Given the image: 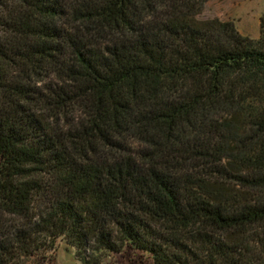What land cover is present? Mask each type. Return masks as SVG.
Returning a JSON list of instances; mask_svg holds the SVG:
<instances>
[{"label": "trees", "instance_id": "1", "mask_svg": "<svg viewBox=\"0 0 264 264\" xmlns=\"http://www.w3.org/2000/svg\"><path fill=\"white\" fill-rule=\"evenodd\" d=\"M208 1L0 0V264H264V16Z\"/></svg>", "mask_w": 264, "mask_h": 264}, {"label": "rangeland", "instance_id": "2", "mask_svg": "<svg viewBox=\"0 0 264 264\" xmlns=\"http://www.w3.org/2000/svg\"><path fill=\"white\" fill-rule=\"evenodd\" d=\"M264 16V0H209L199 18L201 20L218 19L230 22L237 33L252 41L260 38V20ZM26 264H84L75 249L57 240L55 248L46 254V258H34ZM99 264H154L151 256L130 247L119 253L102 256Z\"/></svg>", "mask_w": 264, "mask_h": 264}]
</instances>
